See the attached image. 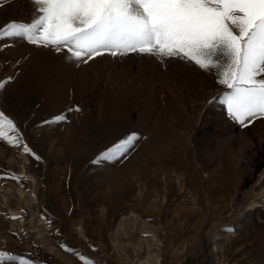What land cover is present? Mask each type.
I'll use <instances>...</instances> for the list:
<instances>
[{"label":"rangeland","instance_id":"1","mask_svg":"<svg viewBox=\"0 0 264 264\" xmlns=\"http://www.w3.org/2000/svg\"><path fill=\"white\" fill-rule=\"evenodd\" d=\"M30 17L28 0H0V27ZM9 76L0 111L41 159L0 142V251L36 264H82L61 244L95 264H264V119L242 127L210 103L225 91L214 72L135 54L77 64L5 38ZM131 133L125 158L92 163Z\"/></svg>","mask_w":264,"mask_h":264},{"label":"snow or ice","instance_id":"2","mask_svg":"<svg viewBox=\"0 0 264 264\" xmlns=\"http://www.w3.org/2000/svg\"><path fill=\"white\" fill-rule=\"evenodd\" d=\"M28 5L30 22L13 21L0 27V40L20 39L63 51L77 64L105 55L135 54L160 62L178 59L215 73L225 91L210 103L219 100L232 121L248 127L264 119V0H28ZM11 80L9 76L0 81V90ZM65 120L61 113L44 123ZM138 139L135 133L129 134L92 163L125 158ZM0 142L22 148L36 161L41 159L3 111ZM60 247L78 256L82 264H95L63 244ZM0 264L36 262L0 251Z\"/></svg>","mask_w":264,"mask_h":264}]
</instances>
